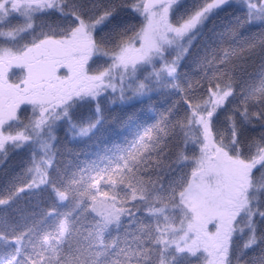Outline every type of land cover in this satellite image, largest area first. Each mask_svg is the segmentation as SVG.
Returning a JSON list of instances; mask_svg holds the SVG:
<instances>
[{"label":"snow or ice","instance_id":"snow-or-ice-1","mask_svg":"<svg viewBox=\"0 0 264 264\" xmlns=\"http://www.w3.org/2000/svg\"><path fill=\"white\" fill-rule=\"evenodd\" d=\"M0 264H264V0H0Z\"/></svg>","mask_w":264,"mask_h":264},{"label":"trees","instance_id":"trees-1","mask_svg":"<svg viewBox=\"0 0 264 264\" xmlns=\"http://www.w3.org/2000/svg\"><path fill=\"white\" fill-rule=\"evenodd\" d=\"M187 3L191 4L192 3V0H187Z\"/></svg>","mask_w":264,"mask_h":264}]
</instances>
